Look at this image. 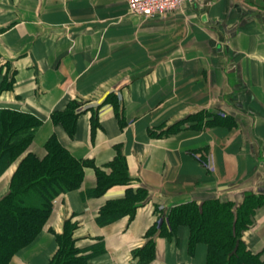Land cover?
I'll use <instances>...</instances> for the list:
<instances>
[{
	"label": "crops",
	"instance_id": "1",
	"mask_svg": "<svg viewBox=\"0 0 264 264\" xmlns=\"http://www.w3.org/2000/svg\"><path fill=\"white\" fill-rule=\"evenodd\" d=\"M128 2L0 0V88L11 83L0 110L42 120L0 175V199L23 158H44L54 136L94 164L9 264H51L67 229L82 264H207L208 245L191 249L190 228L169 224L172 208L210 199L238 208L247 191L264 194V0H196L154 18ZM74 100L71 135L53 114ZM119 147L131 180L91 194L96 168L112 174ZM141 187L133 214L99 222L109 202ZM243 239L264 251V203Z\"/></svg>",
	"mask_w": 264,
	"mask_h": 264
},
{
	"label": "trees",
	"instance_id": "2",
	"mask_svg": "<svg viewBox=\"0 0 264 264\" xmlns=\"http://www.w3.org/2000/svg\"><path fill=\"white\" fill-rule=\"evenodd\" d=\"M10 85L5 81L0 91ZM79 105L78 101H71L66 110L53 114V120L62 123L71 135L76 130ZM41 124L42 120L35 115L0 110V175L27 151ZM46 149L44 158L34 153L23 158L12 178L10 191L0 199V264H9L18 251L35 240L51 213L54 200L79 188L84 168L94 165L76 159L55 136L47 142ZM113 165L112 174L96 168L98 185L91 194L102 195L111 186L131 180L121 152ZM147 193V189L142 187L131 189L126 198L109 202L101 210L99 222L107 224L125 214H133L136 203L145 199ZM263 203L264 194L259 196L255 193L247 195L238 208H234L231 202L218 199L207 200L201 205L194 201L183 203L172 208L168 215L169 224L173 230L180 225L190 228L191 249L200 242L208 245L207 264H264V251L252 252L243 239L244 231L254 222L256 209ZM59 240L61 247L51 264L84 262V258L78 256L79 250L70 230L67 229ZM149 252L152 256L153 240L150 241Z\"/></svg>",
	"mask_w": 264,
	"mask_h": 264
},
{
	"label": "built area",
	"instance_id": "3",
	"mask_svg": "<svg viewBox=\"0 0 264 264\" xmlns=\"http://www.w3.org/2000/svg\"><path fill=\"white\" fill-rule=\"evenodd\" d=\"M196 0H129V10L134 14H140L154 18L162 14L175 12L184 8L187 2ZM54 202H56L54 200Z\"/></svg>",
	"mask_w": 264,
	"mask_h": 264
},
{
	"label": "rangeland",
	"instance_id": "4",
	"mask_svg": "<svg viewBox=\"0 0 264 264\" xmlns=\"http://www.w3.org/2000/svg\"><path fill=\"white\" fill-rule=\"evenodd\" d=\"M196 119H197V121H199V126L200 125H202L203 123H204V120H205V118H206V114H204V112H199L198 114H196V117H195ZM196 119H194V120H196ZM163 127L162 126H159V128L158 129H162ZM165 133H167V132H165ZM153 135V134H152ZM161 135V134H160ZM120 150H121V148L119 147L118 148V154H119V152H120ZM118 156V155H117ZM113 168H115V165H113ZM8 194V193H7ZM249 194H253V192L251 191H247V194L245 195V198L247 197V195H249ZM260 195H263V194H259V196ZM245 198H244V200H245ZM211 200V199H210ZM55 201L57 202L58 201V199L56 198L55 199ZM207 201V200H206ZM244 202V201H243ZM158 211V210H157ZM160 212V211H159ZM249 228H247L245 231H247ZM245 231H244V233H245ZM244 233H243V238H244ZM263 253V252H262ZM264 254V253H263Z\"/></svg>",
	"mask_w": 264,
	"mask_h": 264
}]
</instances>
